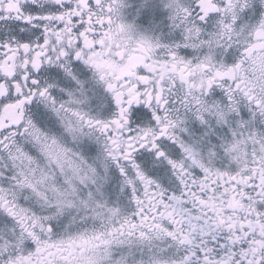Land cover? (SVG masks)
<instances>
[{"label": "snow or ice", "instance_id": "6c2138e0", "mask_svg": "<svg viewBox=\"0 0 264 264\" xmlns=\"http://www.w3.org/2000/svg\"><path fill=\"white\" fill-rule=\"evenodd\" d=\"M0 264H264V0H0Z\"/></svg>", "mask_w": 264, "mask_h": 264}]
</instances>
